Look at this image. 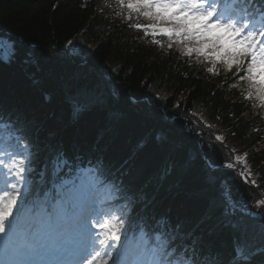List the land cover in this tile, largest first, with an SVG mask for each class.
<instances>
[{
    "label": "trees",
    "instance_id": "trees-1",
    "mask_svg": "<svg viewBox=\"0 0 264 264\" xmlns=\"http://www.w3.org/2000/svg\"><path fill=\"white\" fill-rule=\"evenodd\" d=\"M137 23L151 21L117 0H0V42L16 50L0 57V153L19 138L39 197L57 207L96 190L149 245L167 241L166 264H234L238 246L235 264H264V101L247 60L183 55Z\"/></svg>",
    "mask_w": 264,
    "mask_h": 264
},
{
    "label": "snow or ice",
    "instance_id": "snow-or-ice-1",
    "mask_svg": "<svg viewBox=\"0 0 264 264\" xmlns=\"http://www.w3.org/2000/svg\"><path fill=\"white\" fill-rule=\"evenodd\" d=\"M120 6H126L130 12L143 10V15L151 23L135 24L136 29L156 36L157 33L168 37V48L173 43L180 46L183 55L204 56L215 65L220 59L231 69L235 64L237 70L247 60V78L252 82L259 98L264 101V0L256 7L254 0H117ZM131 19V15L128 16ZM199 25V27H191ZM211 29H220L231 41L236 51L228 50L220 54V36L215 40H202L197 33ZM71 43V41H69ZM159 45V39L154 40ZM209 44L214 55L209 56L203 45ZM191 45V46H189ZM15 47L0 45V57L7 54L8 58L15 55ZM259 69V72L255 70ZM209 72L214 68L209 67ZM244 77H241L243 79ZM252 95L251 92L248 94ZM88 107L87 103L73 102L74 113H79ZM220 139V137H217ZM0 155H8L9 164L0 159L12 180L4 181V189H0V234L5 236L0 245V264H166L163 259L168 243L161 236L150 246L143 231L139 237H128L129 228L126 221L118 216L105 218L103 222L93 223L101 231L92 234V227L87 216L81 214L72 221V227L64 233L46 238L33 233L30 241L21 243L18 230L21 228L19 218L10 220L14 209H23L18 200H25L31 194V152L27 145L19 146ZM255 183V181H253ZM264 205V200L258 201ZM224 214H228L225 207ZM234 227H246L245 224H235ZM264 231V225H261ZM97 244L99 250L97 249ZM237 257L243 258L244 251L237 247ZM25 257V259H21ZM235 264V262H234Z\"/></svg>",
    "mask_w": 264,
    "mask_h": 264
},
{
    "label": "rangeland",
    "instance_id": "rangeland-1",
    "mask_svg": "<svg viewBox=\"0 0 264 264\" xmlns=\"http://www.w3.org/2000/svg\"><path fill=\"white\" fill-rule=\"evenodd\" d=\"M191 27L195 28V27H199V25H192ZM212 30L219 32L221 37L226 40L228 45L233 47L231 41L227 38V36L224 35L222 30L220 29H212ZM214 36H217V33H215ZM4 44L11 45L7 40H1L0 45H4ZM188 123L192 125L194 124L193 121H190ZM237 171L239 175L241 176L242 172L240 170H237ZM8 177H9V174L7 173L6 168L4 166H0V189L10 191V188L4 189V181L6 179L8 180ZM241 178L245 180L244 175L243 177L241 176ZM32 180L35 183L34 185H31V194L26 200L24 198H20L18 200V205L22 204L23 209H19V208L14 209L13 216L17 213H23V212H24V215L28 216L29 213L31 212L30 209L38 208L37 211L42 215L41 221L44 223H49L50 221H52L54 225L56 224L55 233L57 234L64 233V231L68 229V228H63L62 226L63 224L62 225L60 224L61 221L64 222V220L66 219V225L67 227H70V224L74 219V215H77L78 212H80V208H83L84 211L83 210L82 211L85 212V208L89 206V203H94L97 206V210L93 212V216L95 218L94 221L99 220L103 222L105 218L111 219L113 217V214H114L113 203H111V201L108 199L103 200L102 202L98 200L94 201L93 199L94 197L92 193L89 191L82 193L81 194L82 199L78 201L74 202L71 199L64 200L60 204H58L57 207L55 206L54 208L50 204L49 195L43 198V197H39L37 194V191H38L37 188L41 186L42 182H44L43 177L35 176L32 178ZM61 187H62L61 185L58 186V188L62 191ZM74 205H77L78 207L75 209ZM74 210H77V211H74ZM82 211L80 213L84 214ZM12 217H10L9 219L11 220ZM129 223H130L129 224L130 226L128 227L129 228L128 237L129 238H132L133 236L139 237L141 233H139V229L136 227L137 224L135 223V220L131 219L130 217ZM92 225L94 229L92 234L96 236L100 233L101 229L96 227V225L93 222H92ZM2 235L3 234H0V239L2 238ZM97 249L99 250L98 244H97Z\"/></svg>",
    "mask_w": 264,
    "mask_h": 264
},
{
    "label": "bare ground",
    "instance_id": "bare-ground-1",
    "mask_svg": "<svg viewBox=\"0 0 264 264\" xmlns=\"http://www.w3.org/2000/svg\"><path fill=\"white\" fill-rule=\"evenodd\" d=\"M37 210L38 208H34L33 214L31 213L28 216L25 215V217H22V219L27 222L28 226H31V230L33 233L39 234L40 236H44L46 238L54 237L56 235L53 232L55 225L52 221H50L49 223L42 222V215ZM23 214L24 212L22 213V215Z\"/></svg>",
    "mask_w": 264,
    "mask_h": 264
},
{
    "label": "water",
    "instance_id": "water-1",
    "mask_svg": "<svg viewBox=\"0 0 264 264\" xmlns=\"http://www.w3.org/2000/svg\"><path fill=\"white\" fill-rule=\"evenodd\" d=\"M241 176L243 177V175L241 174Z\"/></svg>",
    "mask_w": 264,
    "mask_h": 264
}]
</instances>
